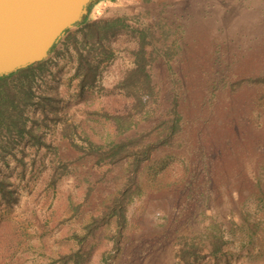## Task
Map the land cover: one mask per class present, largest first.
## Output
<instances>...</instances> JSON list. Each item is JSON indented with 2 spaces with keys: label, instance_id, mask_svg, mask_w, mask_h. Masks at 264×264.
I'll use <instances>...</instances> for the list:
<instances>
[{
  "label": "rangeland",
  "instance_id": "374dc122",
  "mask_svg": "<svg viewBox=\"0 0 264 264\" xmlns=\"http://www.w3.org/2000/svg\"><path fill=\"white\" fill-rule=\"evenodd\" d=\"M261 11L264 0L97 4L91 21L155 32L152 93L120 87L136 68L131 33L101 44L81 26L66 33L24 74L36 79L25 113L42 145L16 138L3 156L0 131V264H264V108L243 93L237 106L254 113L225 110L236 56L264 38ZM116 116L131 124L120 137ZM127 138L150 152L136 174L135 156L113 165L92 152ZM119 207L125 217H111Z\"/></svg>",
  "mask_w": 264,
  "mask_h": 264
},
{
  "label": "trees",
  "instance_id": "16d2710c",
  "mask_svg": "<svg viewBox=\"0 0 264 264\" xmlns=\"http://www.w3.org/2000/svg\"><path fill=\"white\" fill-rule=\"evenodd\" d=\"M103 1L105 0H99L98 3L92 5L84 22L77 25V27H83L84 40L86 43L95 42L101 44L105 39H108L111 36H118L122 32H127L128 34L131 33L132 36H135L138 39V45L134 51L136 68L128 72L120 87L128 93H131V89L135 87L137 90L143 88L146 92L152 93L153 88L150 85L151 76L148 72V65L152 59H154L156 50L154 49L153 51L148 52V46L150 45L148 40H154L155 32L130 29L125 18L91 21L90 18L94 7ZM260 13L263 14L264 12L261 11ZM259 23L262 24L258 26V29L262 30L261 32L264 35V19H260ZM70 31L71 30L67 31V33ZM260 38L261 37L256 38L252 46L253 49L248 50L249 52H247V54L241 51V54L236 56V67L234 68L233 75L235 82L232 85V90L229 92V96L225 97V101L227 103H231L225 109L227 113H237L238 111L240 113H249L250 111H252L250 113H254L252 107L248 105L244 106L243 103H239V106H237L238 102H236V99H238L240 94L243 93L247 94L248 97L250 95L254 102H258V112H263L261 107L264 108V38ZM176 45L179 44L176 43ZM53 49H55V46ZM183 50L184 48L182 45H179L176 52H179L182 56L184 54ZM168 55H171L170 51ZM43 62L45 61L0 79V131L4 134L6 138L5 140L8 141L6 145L2 144L3 146L1 148L3 150V156L12 152V149L15 147L14 141H12V147L9 146V143L11 140H15L16 138H19L17 139L18 141L24 140L25 138H31L34 140V143H36L38 148L39 145H42L43 143L41 140L43 128L40 123L34 121L33 126L28 127L27 125L30 119L25 113L26 109L28 106L37 104V101L35 100L36 94L34 91L36 79L35 76L24 75L26 72L31 71ZM180 77L182 79L181 89L183 90V94L191 92L193 86L190 84L188 85L185 80V78H188V75L180 74ZM16 78L17 82L12 83V81L14 82ZM228 84V82H224V85L227 87L229 86ZM143 102L145 104L144 100ZM139 103L142 102L140 101ZM113 120L118 137L122 136L121 133L127 131L131 126L129 121H126L125 117L116 116ZM236 121L238 122V117L236 118ZM235 125L236 124L233 123V126ZM171 129L173 132H177L178 129H181V126L177 121H175ZM246 133L249 134L250 132L246 131ZM259 137L260 141L263 140V134H260ZM243 140L244 139L242 138L241 141L243 142ZM139 143V139L127 138L126 140L121 139L118 141L114 139L111 143V148L108 151H102L98 147L92 152L99 160H109L113 165H119L121 161H125L133 155L136 158L133 163V172L136 174L139 167L143 163L142 159L150 155V152L144 151L140 148V145H138ZM0 190L5 193L3 183H0ZM12 199H15L14 195H12ZM113 216L124 218V209L121 207L115 209L111 213V217Z\"/></svg>",
  "mask_w": 264,
  "mask_h": 264
},
{
  "label": "water",
  "instance_id": "95a60500",
  "mask_svg": "<svg viewBox=\"0 0 264 264\" xmlns=\"http://www.w3.org/2000/svg\"><path fill=\"white\" fill-rule=\"evenodd\" d=\"M99 0H0V79L41 63Z\"/></svg>",
  "mask_w": 264,
  "mask_h": 264
}]
</instances>
